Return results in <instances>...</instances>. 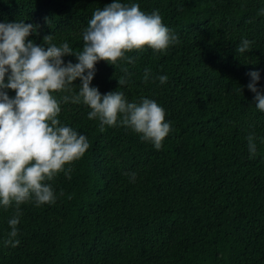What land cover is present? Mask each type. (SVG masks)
Segmentation results:
<instances>
[{
  "label": "trees",
  "instance_id": "trees-1",
  "mask_svg": "<svg viewBox=\"0 0 264 264\" xmlns=\"http://www.w3.org/2000/svg\"><path fill=\"white\" fill-rule=\"evenodd\" d=\"M112 2L0 0V23L37 25L29 40L41 45L52 34L79 52L92 13ZM120 2L158 11L179 42L128 52L132 63L99 61L91 86L128 102L155 100L171 131L157 150L129 128L102 131L83 102L62 103L58 119L90 147L64 166L71 179L61 171L45 181L54 203L20 206L16 247L4 243L15 209L0 207V264H264V112L247 88L248 73L258 71L264 91V0ZM242 39L252 44L239 53Z\"/></svg>",
  "mask_w": 264,
  "mask_h": 264
},
{
  "label": "clouds",
  "instance_id": "clouds-1",
  "mask_svg": "<svg viewBox=\"0 0 264 264\" xmlns=\"http://www.w3.org/2000/svg\"><path fill=\"white\" fill-rule=\"evenodd\" d=\"M37 27L23 20L0 23V207L5 211L15 209L4 242L12 247L19 245L14 238L20 206L28 202L37 206L54 203V191L45 181L61 171L71 179L72 169L65 170L64 166L81 158L90 147L86 136L58 119L62 103L83 102L91 109L88 119L98 118L102 131L105 125L129 128L157 150L171 131L165 110L155 100L142 97L139 103L128 102L123 92L101 94L91 86L97 62L115 65L127 59L132 63L125 56L128 52L147 47L159 53L179 42L158 11L146 14L139 4L125 5L120 0L97 8L83 30L79 52H74L67 41L58 46L52 34L45 35L42 44L37 45L28 39ZM251 44L242 39L237 51L244 53ZM72 55L78 62L65 63L63 57ZM149 74L150 70L145 69V81ZM248 75L251 80L247 88L254 93L256 108L264 112V91L257 87L260 73L251 71ZM77 79L79 90L74 93L72 86ZM158 79L164 84L168 77ZM126 82L124 77L118 79L119 86ZM7 90H13L15 96L10 97ZM53 93L64 94L58 100ZM247 139L249 152L255 155L254 134ZM130 176L134 180L136 174Z\"/></svg>",
  "mask_w": 264,
  "mask_h": 264
}]
</instances>
